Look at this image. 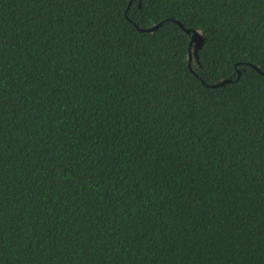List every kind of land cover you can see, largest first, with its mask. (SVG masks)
I'll use <instances>...</instances> for the list:
<instances>
[{"label": "trees", "instance_id": "trees-1", "mask_svg": "<svg viewBox=\"0 0 264 264\" xmlns=\"http://www.w3.org/2000/svg\"><path fill=\"white\" fill-rule=\"evenodd\" d=\"M253 67L264 0H0V264H264Z\"/></svg>", "mask_w": 264, "mask_h": 264}, {"label": "water", "instance_id": "water-1", "mask_svg": "<svg viewBox=\"0 0 264 264\" xmlns=\"http://www.w3.org/2000/svg\"><path fill=\"white\" fill-rule=\"evenodd\" d=\"M176 24L180 27L181 30H183L186 34H190V43H189V48L192 47L193 48V53L196 54V52L202 47V44H203V39L200 35L199 32L195 31V30H188V29H185L183 27L182 24H180L179 22H176ZM159 26H161V23H159L158 25L152 27V28H149L145 31H154L156 30ZM257 72H259L260 74H262L264 76L263 73H261L257 68L253 67ZM230 81V79L226 80V81H222L220 82L219 84L215 85L216 87L217 86H222L223 84L225 83H228ZM214 86V87H215Z\"/></svg>", "mask_w": 264, "mask_h": 264}, {"label": "snow or ice", "instance_id": "snow-or-ice-1", "mask_svg": "<svg viewBox=\"0 0 264 264\" xmlns=\"http://www.w3.org/2000/svg\"><path fill=\"white\" fill-rule=\"evenodd\" d=\"M149 2H151V0H149ZM198 67L203 69L205 71V74L208 75L210 73L219 71L223 67V64L221 62L213 61L208 65L207 69H204L203 65H198Z\"/></svg>", "mask_w": 264, "mask_h": 264}]
</instances>
